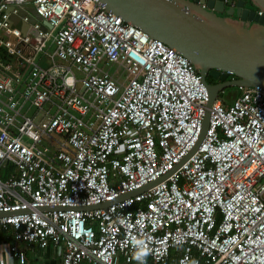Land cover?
I'll use <instances>...</instances> for the list:
<instances>
[{"label":"built area","instance_id":"obj_1","mask_svg":"<svg viewBox=\"0 0 264 264\" xmlns=\"http://www.w3.org/2000/svg\"><path fill=\"white\" fill-rule=\"evenodd\" d=\"M237 89L183 161L209 99L186 58L96 0H0V264H264V90Z\"/></svg>","mask_w":264,"mask_h":264},{"label":"water","instance_id":"obj_2","mask_svg":"<svg viewBox=\"0 0 264 264\" xmlns=\"http://www.w3.org/2000/svg\"><path fill=\"white\" fill-rule=\"evenodd\" d=\"M105 12L121 18L139 28L149 38L160 41L182 55L199 72L207 89L206 105L201 134L186 161L199 147L207 130L210 108L227 88L259 87L264 90V0H239L240 17L231 18L234 7L224 0H96ZM246 2L252 8H245ZM29 25L41 22L39 31L50 26L41 21L34 8L28 9ZM25 12L20 10V15ZM25 29L26 26H21ZM28 35L39 42L43 37L31 26ZM229 74L235 79L227 80ZM206 77L218 81L214 85ZM169 174L148 185L114 200L126 199L163 181ZM113 202L86 209L106 208ZM44 210H47L44 209ZM1 216L4 214H0Z\"/></svg>","mask_w":264,"mask_h":264},{"label":"crops","instance_id":"obj_3","mask_svg":"<svg viewBox=\"0 0 264 264\" xmlns=\"http://www.w3.org/2000/svg\"><path fill=\"white\" fill-rule=\"evenodd\" d=\"M20 249L25 254V264H60V259L55 254V249L52 246L41 250L35 245L21 244ZM13 264L19 263L14 259Z\"/></svg>","mask_w":264,"mask_h":264},{"label":"rangeland","instance_id":"obj_4","mask_svg":"<svg viewBox=\"0 0 264 264\" xmlns=\"http://www.w3.org/2000/svg\"><path fill=\"white\" fill-rule=\"evenodd\" d=\"M237 1V0H236ZM247 3V2H246ZM245 8H250V6L248 4H246V7ZM241 11L242 9L241 8H237L235 7L234 9V13L233 15L231 16V18H234V19H237L240 17V14H241ZM31 42L33 44H36V43H41L39 41H37L36 39L34 38H31ZM47 44V43H46ZM41 65H45V64H42ZM112 71H114V68H112ZM117 73H120V70H118ZM124 79V76L122 77ZM209 78V77H208ZM238 92V89L237 88H227L225 89L222 93H220V97L225 101V102H230L231 99H233V96L236 95V93ZM34 113V110H30L28 112V115L31 116L32 114Z\"/></svg>","mask_w":264,"mask_h":264},{"label":"trees","instance_id":"obj_5","mask_svg":"<svg viewBox=\"0 0 264 264\" xmlns=\"http://www.w3.org/2000/svg\"><path fill=\"white\" fill-rule=\"evenodd\" d=\"M233 1V0H232ZM235 1V0H234ZM247 4L250 6V8H252V5L249 3V2H247ZM208 80H209V82L210 83H208V84H210V85H214V84H216L218 81H216V80H213L212 78H208ZM236 96V95H235ZM234 96V97H235ZM0 177L1 178H5V172H3V171H0Z\"/></svg>","mask_w":264,"mask_h":264},{"label":"clouds","instance_id":"obj_6","mask_svg":"<svg viewBox=\"0 0 264 264\" xmlns=\"http://www.w3.org/2000/svg\"><path fill=\"white\" fill-rule=\"evenodd\" d=\"M238 1H239V0H237V1H236V0L234 1V0H233V1H232V2L235 4V5H234V8H235V6L237 5V2H238ZM230 7H231V6H230ZM228 79L233 80V79H235V78H234L233 75H232V76L228 77Z\"/></svg>","mask_w":264,"mask_h":264},{"label":"flooded vegetation","instance_id":"obj_7","mask_svg":"<svg viewBox=\"0 0 264 264\" xmlns=\"http://www.w3.org/2000/svg\"><path fill=\"white\" fill-rule=\"evenodd\" d=\"M227 80H230V79H227ZM206 82H207V83H210L209 80H208V77H206Z\"/></svg>","mask_w":264,"mask_h":264}]
</instances>
